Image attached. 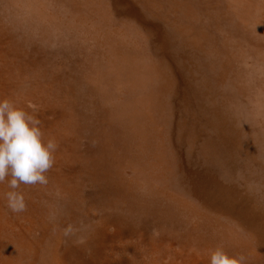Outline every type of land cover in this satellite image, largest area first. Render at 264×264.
Wrapping results in <instances>:
<instances>
[{"label":"rangeland","instance_id":"1","mask_svg":"<svg viewBox=\"0 0 264 264\" xmlns=\"http://www.w3.org/2000/svg\"><path fill=\"white\" fill-rule=\"evenodd\" d=\"M241 1L0 0V99L58 145L26 211L0 183V261L264 264V0Z\"/></svg>","mask_w":264,"mask_h":264},{"label":"clouds","instance_id":"2","mask_svg":"<svg viewBox=\"0 0 264 264\" xmlns=\"http://www.w3.org/2000/svg\"><path fill=\"white\" fill-rule=\"evenodd\" d=\"M41 121L17 107L9 99H0V183L7 179L10 191L6 193L7 207L13 213L26 211L27 204L21 184L46 185L45 175L55 163L57 142L44 139ZM11 177V179H8ZM73 233L69 225L64 235ZM209 264H245L243 256H229L222 247L211 250Z\"/></svg>","mask_w":264,"mask_h":264},{"label":"bare ground","instance_id":"3","mask_svg":"<svg viewBox=\"0 0 264 264\" xmlns=\"http://www.w3.org/2000/svg\"><path fill=\"white\" fill-rule=\"evenodd\" d=\"M243 1V0H242ZM241 1V2H242ZM234 2H236V1H234ZM241 5L242 6H244L243 8H247L248 6L247 5H245V3L244 2H242L241 3ZM239 7H241L240 5H238ZM254 9V8H253ZM252 12V11H251ZM254 12V11H253ZM263 13V12H262ZM253 14V13H252ZM251 14V15H252ZM253 16V15H252ZM264 19V18H263ZM244 21V20H243ZM31 196H34V195H31ZM50 196V195H49ZM48 196V197H49ZM46 199V198H45ZM48 203H49V201H48ZM2 227V223H0V228ZM1 242V241H0ZM13 250V252L16 250L15 248H13L12 249ZM264 251V250H263ZM4 252V251H3ZM8 251H5L4 253H7ZM33 253H36V251H34ZM23 260H22V258H21V254L19 253V252H17L16 254L14 253V256L12 257V260L10 261H5V259L3 260V261H0V264H20L21 262H22Z\"/></svg>","mask_w":264,"mask_h":264}]
</instances>
